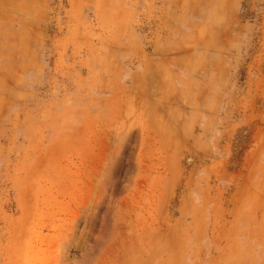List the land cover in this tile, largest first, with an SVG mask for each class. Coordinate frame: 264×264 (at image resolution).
I'll list each match as a JSON object with an SVG mask.
<instances>
[{
    "label": "rangeland",
    "instance_id": "374dc122",
    "mask_svg": "<svg viewBox=\"0 0 264 264\" xmlns=\"http://www.w3.org/2000/svg\"><path fill=\"white\" fill-rule=\"evenodd\" d=\"M0 264H264V0H0Z\"/></svg>",
    "mask_w": 264,
    "mask_h": 264
}]
</instances>
